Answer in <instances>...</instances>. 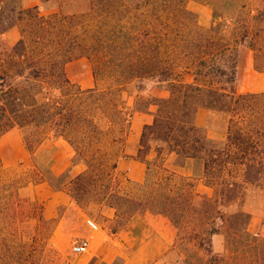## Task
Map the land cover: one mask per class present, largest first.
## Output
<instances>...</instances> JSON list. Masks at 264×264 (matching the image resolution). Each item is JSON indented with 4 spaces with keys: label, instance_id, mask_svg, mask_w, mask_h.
<instances>
[{
    "label": "trees",
    "instance_id": "1",
    "mask_svg": "<svg viewBox=\"0 0 264 264\" xmlns=\"http://www.w3.org/2000/svg\"><path fill=\"white\" fill-rule=\"evenodd\" d=\"M191 1L212 6L209 28L189 10ZM257 1L259 8L249 13L245 2L230 12L238 7L234 0H88L84 12L72 14L61 0H41L8 15L0 8V35L14 26L21 31L16 45L0 52V138L33 125L38 145L41 129L64 139L75 152L72 163H84L86 170L68 179L49 170L38 183L67 192L87 214L93 204L114 210L108 218L112 233L137 214L167 217L177 238L153 264L171 254L183 257L180 264H264V238L251 233L248 224L228 229L226 215L242 202L247 187L264 191V93L235 91L242 48L254 69L264 72V0ZM82 58L92 62L97 82L111 80L107 90H83L70 80L66 66ZM145 80L169 95L137 102L145 109L136 112L157 109L143 128L136 156L147 166L146 179L127 181L137 194L125 195L115 172L132 114L124 113L119 88L138 81L143 90ZM200 108L229 117L225 141L210 139L206 128L196 125ZM190 160L201 164L198 178L172 169ZM195 180L212 190L202 194L199 206ZM29 204L11 185L0 183V264H34L32 255L3 250L9 246L6 233L25 222L18 220L28 215ZM37 210L39 222L54 225L42 204ZM222 234L228 250L215 253L213 240Z\"/></svg>",
    "mask_w": 264,
    "mask_h": 264
},
{
    "label": "rangeland",
    "instance_id": "2",
    "mask_svg": "<svg viewBox=\"0 0 264 264\" xmlns=\"http://www.w3.org/2000/svg\"><path fill=\"white\" fill-rule=\"evenodd\" d=\"M234 1L238 4V7L232 6L231 9H229L230 12H237L239 10V4L242 2L247 3V13L259 8V2L257 0ZM61 2H63L62 5L67 14L82 11L84 12L89 4L88 0H61ZM0 8L4 10L5 15H8V13L13 10L18 12L20 9L19 1L0 0ZM188 8L197 15L198 22L202 27L209 28L211 26L213 22V9L210 4L191 1L188 3ZM11 16L14 18L18 17L17 13H13ZM5 48L11 47H8L4 44V41L0 35V52ZM73 63V67H68L69 69H67L70 75L83 77L87 81L91 79L95 84L94 88L101 91L107 90L111 86V80L108 78L99 80L98 82L95 80L93 76V65L89 59L82 58L73 61ZM250 64L251 56L247 50L242 48L240 51V62L235 86L237 95L255 93L249 91L251 85L255 83H264V72H258L255 69H252ZM250 69H252L251 73ZM141 87L143 90L138 89V81H131L119 88V94L122 97L123 103L125 104L126 109L124 110V113L126 115H133L136 113V110L145 109L144 105L140 106L142 103L137 104V102L141 100L153 97L165 98L169 95L168 92L162 90V88H160L159 85L154 81L145 80ZM151 109H153L155 113L157 108L151 107ZM211 121L215 123L218 130L220 129L221 131H227L229 122L228 116L223 118L214 117ZM18 130L21 132L22 142L28 153V161L8 168L4 167L0 160V183L11 185L14 190L18 191V194H20L22 198L30 200L31 204L27 206L28 208L24 209L28 215L21 216V218L18 220L25 221L22 223L20 222L18 225L19 229L11 227V229H9V231L6 233L9 246L3 250L9 251L13 256L20 254L32 255L34 264H68L71 256L73 255L71 253V247L76 239L70 245L71 247L69 248V252L60 251V248L56 247L55 243L51 240V237L57 225V221L55 220L54 225H43L41 222H39L37 208L38 203L40 202L37 198H33L30 188L32 185L39 184L38 180L40 178L48 176L49 170H51L53 163L52 157L55 153L59 157L61 155L67 156L69 152L72 151L74 158L75 152L73 149L67 151L65 148L66 145H57L55 140L56 138H54L53 134L49 132L47 133V131L44 129H41V135H43L44 138L40 145H38V136H40V134L38 133V130L35 128V126L28 125L23 128H18ZM126 132L130 133V129ZM128 133L123 135V143L120 145V150L122 149L120 156L124 155L126 138L129 135ZM27 143L32 147V151H28L26 146ZM151 158L153 159V156ZM189 170L191 173L194 172V178H198V176L201 174V164L189 163ZM73 174L76 173L68 171L65 173V176L68 179ZM160 174L161 172L156 171L154 174L155 178H159ZM116 176L117 178L119 177L117 173ZM121 179L120 190L122 191L120 192L125 195L128 193L131 195H136L137 191L133 189V185L124 181V178L121 177ZM194 182H196L195 184L197 185V190L200 195H198L199 197L194 200V203L199 206L203 201L202 194L205 193L212 195V190L205 187L203 185V181L198 182L195 180ZM43 183H47L49 185L48 182ZM86 215L93 219L98 225H110L107 207L93 204L89 207V214L86 213ZM226 215L228 220V229L229 227L235 228L241 226L242 224H248L249 231L251 233H259L262 238H264V191L257 187H247L242 202L238 203L237 206L227 210ZM30 216H32V218ZM186 232L187 230L182 232L181 235H185ZM28 240L34 242L29 243L28 245H22ZM213 247L215 253H225L228 250V237L226 234L216 236L213 240ZM66 248H68V243L66 244ZM182 258L183 257H180L178 254H171L166 256L163 259V262L160 264H180Z\"/></svg>",
    "mask_w": 264,
    "mask_h": 264
},
{
    "label": "crops",
    "instance_id": "3",
    "mask_svg": "<svg viewBox=\"0 0 264 264\" xmlns=\"http://www.w3.org/2000/svg\"><path fill=\"white\" fill-rule=\"evenodd\" d=\"M18 1L22 9H30L41 3V0ZM1 37L6 46L13 47L21 39V31L19 27L14 26ZM74 63L71 62L66 66L70 80L83 90L93 89L95 84L91 79L87 81L83 77L68 73V67H73ZM250 65L254 69L252 61ZM252 69H250V73ZM249 91L264 93V83L252 84ZM214 117L219 116L208 109L200 108L196 114V125L206 128L210 139L225 141L227 134L223 130H218L215 123L211 121ZM153 118L154 110L151 108L147 112L137 111L130 118V133L126 138L124 155L117 162L116 173L119 180H122V177L126 182L144 183L147 166L140 162L136 156L142 130L145 125L153 122ZM55 140L57 145H66L67 151L72 149L64 139L56 138ZM72 159V151L67 156L61 155L59 157L55 153L52 157L51 171L55 175L61 176L68 171L80 174L86 170L85 164L77 163L74 165ZM0 160L4 167L8 168L28 161V153L18 128H13L0 138ZM189 163L198 164L199 162L190 160L184 167L171 166L180 175L193 177L194 172H190ZM30 190L33 198H37L43 205L44 217L47 220L57 221L51 240L56 247L60 248V251L69 252L70 245L77 238L89 240L88 252L72 255L68 264H153L164 256L176 241L177 230L170 220L163 215L151 212L137 214L118 233H112L109 226L106 225H99L98 230H91L87 225V220L91 218L67 192L56 191L43 182L32 185ZM108 214V218L113 219L114 210L108 208ZM67 243L68 248H66Z\"/></svg>",
    "mask_w": 264,
    "mask_h": 264
},
{
    "label": "built area",
    "instance_id": "4",
    "mask_svg": "<svg viewBox=\"0 0 264 264\" xmlns=\"http://www.w3.org/2000/svg\"><path fill=\"white\" fill-rule=\"evenodd\" d=\"M87 225L91 230H98L99 225L93 220L88 219ZM89 250V240L87 238H77L71 247V253L73 255H80L87 253Z\"/></svg>",
    "mask_w": 264,
    "mask_h": 264
}]
</instances>
